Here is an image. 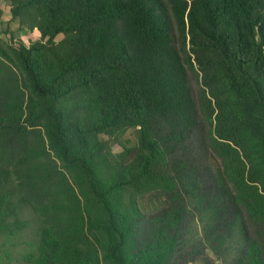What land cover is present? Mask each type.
Listing matches in <instances>:
<instances>
[{"label": "trees", "instance_id": "16d2710c", "mask_svg": "<svg viewBox=\"0 0 264 264\" xmlns=\"http://www.w3.org/2000/svg\"><path fill=\"white\" fill-rule=\"evenodd\" d=\"M9 15L4 31L38 38L0 37V264H176L203 124L220 159L208 224L233 212L232 264H264L239 218L264 227V0H10ZM129 127L143 151L114 160L100 134ZM150 191L169 203L146 218Z\"/></svg>", "mask_w": 264, "mask_h": 264}, {"label": "rangeland", "instance_id": "374dc122", "mask_svg": "<svg viewBox=\"0 0 264 264\" xmlns=\"http://www.w3.org/2000/svg\"><path fill=\"white\" fill-rule=\"evenodd\" d=\"M9 5L10 0H0V37L7 41L11 34L10 40L12 43L20 40L24 44L37 39L38 33L36 30H17L13 22L9 23L8 31H4L6 28L5 23L10 16ZM171 35L173 44L178 47L174 28L171 29ZM60 37L61 33H58L54 39L57 40ZM187 77L193 98L196 99L197 85L195 80L189 72H187ZM206 127V124H203V128L198 135L200 137L190 141L184 153V156L191 164L190 171L197 182V187L193 188L188 183H184L183 187H180V192L188 209V230L183 236V241L180 243L176 253L178 254L176 264H232L235 258V248L245 242L244 236L242 233L237 232L236 227L227 232V226L234 218L233 212L217 213V215H214L215 219H212V226L208 224L207 197L210 198L217 189L215 186V171L220 167V159L203 135ZM100 138L105 140L104 149L108 151L109 156L114 160L123 157L124 152H127L124 158H120L126 162L136 153L143 151L136 142V130L133 127L109 137L100 134ZM201 198L203 199L201 200ZM137 203L141 212L147 218L167 206L169 201L164 193L150 191L138 196ZM239 216L244 225L246 235L262 242L264 227L246 219L243 210L239 212ZM215 233L220 239L215 238ZM262 247L264 250V245Z\"/></svg>", "mask_w": 264, "mask_h": 264}, {"label": "water", "instance_id": "95a60500", "mask_svg": "<svg viewBox=\"0 0 264 264\" xmlns=\"http://www.w3.org/2000/svg\"><path fill=\"white\" fill-rule=\"evenodd\" d=\"M138 126V125H137Z\"/></svg>", "mask_w": 264, "mask_h": 264}]
</instances>
